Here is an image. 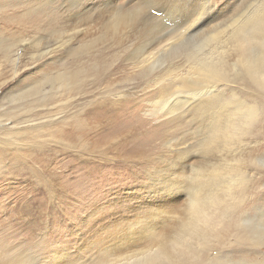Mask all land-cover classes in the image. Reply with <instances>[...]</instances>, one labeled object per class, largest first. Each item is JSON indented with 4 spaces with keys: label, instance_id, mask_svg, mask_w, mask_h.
I'll list each match as a JSON object with an SVG mask.
<instances>
[{
    "label": "rangeland",
    "instance_id": "374dc122",
    "mask_svg": "<svg viewBox=\"0 0 264 264\" xmlns=\"http://www.w3.org/2000/svg\"><path fill=\"white\" fill-rule=\"evenodd\" d=\"M261 7L264 0H224L205 28L189 37L170 25L138 62L125 64L129 49L166 16L149 14L138 0H0V83L51 56L49 46L59 53L75 45L50 76L0 97V238L7 254L19 264H125L134 253L157 250L188 221L212 163L223 178L241 172L243 194L234 187L222 197L231 218L220 243L184 240L192 264H264V88L244 71L233 38L241 23L262 16ZM50 20L63 21L60 31ZM217 22L222 26L207 31ZM251 47L247 56L264 52ZM210 61L223 63V78H205L200 69ZM214 85L207 102L192 101ZM246 120L253 123L234 145L237 158L223 162L227 151L211 140ZM134 128L138 140L153 137L143 170L90 153L117 148L124 129ZM80 134L83 140L69 142Z\"/></svg>",
    "mask_w": 264,
    "mask_h": 264
},
{
    "label": "bare ground",
    "instance_id": "6f19581e",
    "mask_svg": "<svg viewBox=\"0 0 264 264\" xmlns=\"http://www.w3.org/2000/svg\"><path fill=\"white\" fill-rule=\"evenodd\" d=\"M258 11L262 13V16L256 14L257 16L255 17L252 16L248 21L246 20L243 23H241L238 29L235 31L233 38H234L235 44L237 45L238 52L242 54L241 56H243L241 59V63L245 67L244 71L247 73L249 77L256 80L258 84H260L261 87L264 88V52L258 58L247 56L248 54H246L245 51L248 50L250 46L247 45L243 39V37L247 36L248 31L252 28L254 24H257L260 20L264 19V10H262V7ZM216 46H214L215 47L214 50L211 51L210 53L211 56L214 53H216L219 50V48H221L220 44H217ZM200 71L205 73V78L211 79V80L223 78L226 72L225 67L223 66V63L217 62V61L205 62L204 66L201 67ZM217 87H218L217 85H214V86H211V88L201 90L199 93L194 95V97L192 98V101L193 102H196V101H204V102L206 101L207 102L208 99H205V97L208 94H213V92H216ZM252 123H253L252 120H246L241 125L240 124L235 125V122H230L227 128L222 132V134L219 137L217 138H215V136L214 138L212 137L213 139L211 140L212 141L211 143L215 144L217 142L219 143L220 148H223V150L227 151L226 154H224V156L222 157L223 162L228 163L232 158L233 159L237 158V155L234 154V150H235L234 145L236 144L238 138L240 139V141H243L242 139V135H244L243 130L245 127L250 126ZM98 125L102 126L101 122H99ZM136 130L137 128H134L131 131L126 132V129H124V131L121 133L125 135V137L121 138L123 142L122 144L123 146L120 145L117 148L112 147V148H106V149H102L101 147L97 146L93 150V152L91 150L90 153H93L97 158H99V161L100 159L103 162H108V160L121 161L123 164L133 165V169L135 170L136 169L143 170L144 166L142 164L145 162V160L148 157H151L150 155L151 153H153L154 147L151 145L153 141V137L151 136V140L149 138L146 141H143L141 139L138 140V137H136L138 136V132ZM66 135H68V133H66ZM80 137H81V134L77 138H80ZM135 137L137 138V141H132L133 138L135 139ZM77 138L70 139L69 142H74L73 140L77 142L83 140L81 138L80 139H77ZM129 138L131 141H128ZM73 146H75V143L71 145V147ZM207 148L209 147L207 146ZM210 148H213V147L211 146ZM214 148L216 149L215 146ZM230 149H233V150H230ZM209 164L210 165L207 167L209 168V170H211L210 173L207 174V172H209L207 171L208 170L207 169L206 174H204L205 175V177L203 178L204 180L201 181L200 186L195 188L196 190L193 189L196 192L195 193L193 191L196 195V199L192 197L195 199V201L193 203H192V200L190 201L191 203L189 206V213H190L189 219L186 222V224L183 225L182 229L176 235V237L171 238L172 242L162 241L158 249L154 251H150V253L148 252L140 253V254L139 252L134 253L139 256L132 257L133 260L128 261L125 264H164V263L165 264H192L191 259L195 256V254L193 255L191 254L192 253L191 248L184 243V240H189L191 238L193 239L196 238V239L201 240L204 238L206 242H208V244H211L213 239L215 242H218V243H220L224 239V237L228 234L230 230L229 219L231 218V212H230V207H229L230 204L225 203L226 201L224 202L222 197L223 196L231 197L232 196L231 191H233L234 187H237L238 193L243 194V190H242L243 182H242L241 177L239 176L241 175V172L240 173L231 172L229 175H227L228 177L223 178L222 177L223 175L221 176L215 175V174H218L217 172L218 168L215 167V164H212V163H209ZM223 168L224 166H222L221 170H223ZM157 172H158L157 170L153 173H150L149 171L148 174H150V176L154 174H159ZM162 173L163 172L161 171L160 174ZM166 176L165 178L163 177V179H166ZM219 177H222L223 179H220ZM237 177H240V178L237 179ZM171 178H172V175H171ZM160 180L162 181L161 177L156 178L153 184L160 183ZM166 180H164L163 182L165 183ZM163 182L162 184H164ZM221 182L223 185L221 186L220 190H217L216 186L220 187ZM169 184L170 182L168 183V186ZM164 185L166 186V184ZM156 187L159 188V186H156ZM173 191L175 192V190ZM179 192H180V189H179ZM158 193L159 192H157V194ZM165 252L170 254V256L172 257H183V258L182 259H167V260L158 259V257L163 255ZM123 259L125 258H122L121 260ZM104 264H119V262L110 260L108 261V263H104Z\"/></svg>",
    "mask_w": 264,
    "mask_h": 264
},
{
    "label": "snow or ice",
    "instance_id": "6c2138e0",
    "mask_svg": "<svg viewBox=\"0 0 264 264\" xmlns=\"http://www.w3.org/2000/svg\"><path fill=\"white\" fill-rule=\"evenodd\" d=\"M78 2V0H74ZM103 4H115L117 0H98ZM137 2V0H128V5ZM143 8L147 9V12L155 16H166L167 19L162 21L159 26H154L152 31L141 37V40L127 52L124 57L125 64H134L139 61L144 51H147L148 47L154 46L159 41L156 36L164 29L170 28V25L175 27L172 31L182 30L187 36H192L198 32L201 28H205L212 17L216 16V13L223 7L224 0H138ZM238 0H234V3ZM127 7V5H125ZM143 8L136 9V19H140ZM231 11V9H229ZM77 14H79L77 10ZM63 21L50 20L49 27L53 31H60V26ZM218 22L212 23L207 31L220 27ZM244 42L252 46L251 51L255 53L258 50H264V19L260 20L257 24H254L248 31L247 36L243 37ZM71 47H65L59 53H55L49 46V52L53 54L51 56L43 57L36 62H29V68L26 72L22 73L18 78H15L11 82L0 83V97H4L10 94H23L32 88V86L39 80L50 76L54 69L58 65L64 62L71 52ZM60 45H57L59 48ZM180 181L174 180L173 184L179 185ZM11 251L10 247H5V240L0 238V261L3 264H19V259L8 255ZM183 257H172L165 252L159 256L160 260L167 259H182Z\"/></svg>",
    "mask_w": 264,
    "mask_h": 264
}]
</instances>
